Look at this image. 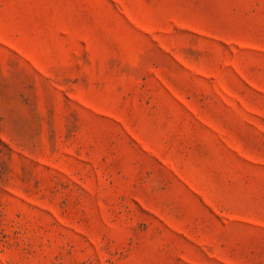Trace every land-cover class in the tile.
<instances>
[{"label":"rangeland","instance_id":"rangeland-1","mask_svg":"<svg viewBox=\"0 0 264 264\" xmlns=\"http://www.w3.org/2000/svg\"><path fill=\"white\" fill-rule=\"evenodd\" d=\"M0 264H264V0H0Z\"/></svg>","mask_w":264,"mask_h":264}]
</instances>
